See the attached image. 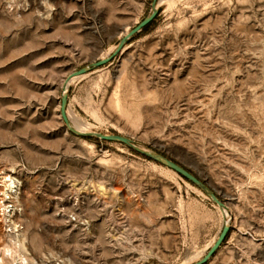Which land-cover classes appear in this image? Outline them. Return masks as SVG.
I'll return each mask as SVG.
<instances>
[{
  "label": "rangeland",
  "instance_id": "rangeland-1",
  "mask_svg": "<svg viewBox=\"0 0 264 264\" xmlns=\"http://www.w3.org/2000/svg\"><path fill=\"white\" fill-rule=\"evenodd\" d=\"M152 1L0 0V264H197L225 224L205 264H264V0H157L68 80Z\"/></svg>",
  "mask_w": 264,
  "mask_h": 264
},
{
  "label": "water",
  "instance_id": "water-1",
  "mask_svg": "<svg viewBox=\"0 0 264 264\" xmlns=\"http://www.w3.org/2000/svg\"><path fill=\"white\" fill-rule=\"evenodd\" d=\"M152 2H153V4H152L153 9H152L151 13L148 16H146L140 23H138L134 28H132L129 32H127L123 36V38L119 41L115 51L109 57L99 59V60L91 63L89 66L81 68V69L71 73L68 80L83 76L84 74H86L88 71H90L92 69H97V68H100L102 66H105L106 64L109 63L110 60H112L115 56H117L127 41H129L135 35L142 32L157 17L158 10L155 8V4H156L157 0H153ZM65 105H66V96L63 95L62 100H61V115H62L64 122H67V118L65 115ZM96 137L99 138L100 140H103V141L119 142V143H122L124 145H127V146L131 147L136 153H138V154H140L146 158H149L155 162H158V163L165 165L166 167H168L169 169H171L172 171L177 173L180 177L184 178L188 182H190V183L200 187L201 189H203L218 204V206L223 207V204L214 196V194H212L211 192H209L205 188V186L201 183V181L196 176H194L193 174H191L190 172H188L187 170H185L184 168H182L178 164L172 162L171 160L163 158L160 155H156V154H153L151 152L136 148L132 144V142L126 137H122L119 135H105V134H97ZM228 232H229V226L227 224H225L223 226V228L221 229V231H220L216 241L214 242V244L210 247V249L205 254V256L202 258V260H200L197 264H205L213 256V254L217 251V249L222 245L223 241L226 239Z\"/></svg>",
  "mask_w": 264,
  "mask_h": 264
},
{
  "label": "trees",
  "instance_id": "trees-1",
  "mask_svg": "<svg viewBox=\"0 0 264 264\" xmlns=\"http://www.w3.org/2000/svg\"><path fill=\"white\" fill-rule=\"evenodd\" d=\"M153 22H154V21H153ZM153 22H152L149 26H147L142 32H140L139 34H137V35H135L133 38H131V40H132V39H135V38H138L139 36L145 34V33L150 29V27L152 26Z\"/></svg>",
  "mask_w": 264,
  "mask_h": 264
},
{
  "label": "bare ground",
  "instance_id": "bare-ground-1",
  "mask_svg": "<svg viewBox=\"0 0 264 264\" xmlns=\"http://www.w3.org/2000/svg\"><path fill=\"white\" fill-rule=\"evenodd\" d=\"M73 79H75V78H73ZM72 79V80H73ZM73 127V126H72ZM83 127V126H82ZM84 129V128H83ZM15 232V231H14ZM5 248V247H4ZM8 248V247H7ZM4 249V252L6 251V252H9V249ZM10 248V247H9ZM11 252V251H10ZM10 256H11V258L15 261V256H12V254L10 253ZM20 262L19 263H22L24 260L23 259H20L19 260Z\"/></svg>",
  "mask_w": 264,
  "mask_h": 264
}]
</instances>
